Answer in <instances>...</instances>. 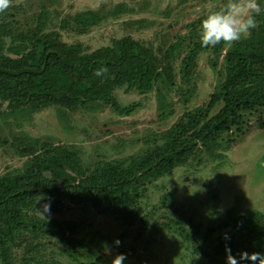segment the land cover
<instances>
[{
  "label": "rangeland",
  "instance_id": "rangeland-1",
  "mask_svg": "<svg viewBox=\"0 0 264 264\" xmlns=\"http://www.w3.org/2000/svg\"><path fill=\"white\" fill-rule=\"evenodd\" d=\"M257 2L264 9V0ZM226 3L227 0H9L8 8L0 12V25L11 32L7 47L19 34H35L42 13L47 19L45 33L58 32L64 43L82 45L86 53L111 47L114 41L130 36L152 48L164 67L168 50L180 45L171 59L174 86L171 91L161 90L173 111L165 122L159 117V87L147 95L127 87L115 91L122 109L140 105L132 115L117 114L103 103L87 102L76 109L52 105L33 114L10 116L9 102L0 100V179L9 172H23L33 158L31 154H42L46 149L61 147L78 155L85 169L93 170L104 162L148 156L162 146L163 137L183 116L208 104L225 80L224 60H213L211 50L199 55L189 84L182 83L180 69L189 48L199 41L203 17ZM86 12L105 19L99 26L84 30L73 23V18ZM262 18L264 11L257 17V27ZM239 42L224 43L222 56L236 51ZM222 107L217 105L209 116H215ZM245 119L250 128L224 152V159L209 158L199 145L198 155L150 183L138 206L143 221L136 226H123L105 206L77 205L52 213L47 220L71 224L72 231L63 239L18 232L6 249L0 247V264H24L28 258L39 264H111L119 253L126 256L124 264L197 263L202 259L198 250L215 252L231 240L227 231L208 235L209 229L222 224L228 211L236 215L247 211L264 213V110L248 112ZM179 228L187 232L189 242L181 237ZM224 233L230 240L223 239ZM115 238L121 241L119 247L113 244Z\"/></svg>",
  "mask_w": 264,
  "mask_h": 264
},
{
  "label": "trees",
  "instance_id": "trees-1",
  "mask_svg": "<svg viewBox=\"0 0 264 264\" xmlns=\"http://www.w3.org/2000/svg\"><path fill=\"white\" fill-rule=\"evenodd\" d=\"M104 19L95 12H86L74 17L73 23L90 30ZM46 22L42 13L35 34H19L12 39L11 47L6 42L11 32L0 25V100L9 102L8 115L33 114L52 105L76 109L87 102L103 103L117 114L132 115L140 105L122 109L115 91L127 87L147 95L159 87L160 120L165 122L173 116L161 90L171 91L174 86L171 59L180 44L168 50L162 67L152 48L130 36L114 41L111 47L86 53L82 45L64 43L58 32L45 33ZM208 50L212 51L213 60L223 58L225 80L208 104L183 116L163 137V145L148 156L131 157L118 163L104 162L87 170L78 155L56 147L42 154L32 153L33 158L23 172H9L2 177L0 247L6 249L21 231L59 239L72 231L70 223L46 221L38 214L35 205L43 198L51 200V214L91 203L95 208L105 206L123 226L134 227L143 221L138 206L146 187L198 155L199 145L209 158L224 159V152L250 128L246 114L264 110V18L248 38L238 43L236 51L225 56H222L224 42L202 48L195 41L181 64L183 84L190 83L199 55ZM102 66L107 72L101 77L95 76L94 71ZM219 104L223 107L210 117ZM227 134L230 136L226 138ZM44 202L47 200L41 201ZM178 230L189 242L187 232ZM222 231L232 235L227 244L237 258L241 250L264 252V213L247 211L236 215L228 211L222 224L209 229L208 235ZM224 247L215 252L198 250L202 259L194 264H226ZM34 263L39 264L32 258L24 260V264Z\"/></svg>",
  "mask_w": 264,
  "mask_h": 264
},
{
  "label": "clouds",
  "instance_id": "clouds-1",
  "mask_svg": "<svg viewBox=\"0 0 264 264\" xmlns=\"http://www.w3.org/2000/svg\"><path fill=\"white\" fill-rule=\"evenodd\" d=\"M9 0H0V12L7 9ZM264 9L257 0H227L223 8L207 13L199 24V42L202 48L214 47L224 42L231 44L247 38L253 29L257 27V17ZM107 68L100 67L94 71L97 77L103 76ZM42 200L47 202L41 203ZM38 205V206H37ZM38 214L46 221L51 217V200L43 198L35 205ZM225 241L230 240L227 233L223 234ZM113 244L120 246L121 241L115 238ZM107 251L109 246L105 245ZM226 264H264V252H251L241 250L237 256L232 254L231 247L226 243L224 247ZM126 256L123 253L117 254L111 264H124Z\"/></svg>",
  "mask_w": 264,
  "mask_h": 264
}]
</instances>
